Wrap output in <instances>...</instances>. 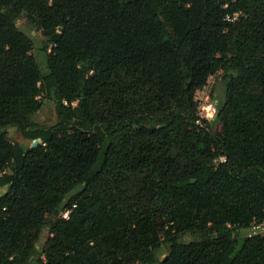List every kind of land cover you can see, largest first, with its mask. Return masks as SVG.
<instances>
[{"label":"trees","instance_id":"1","mask_svg":"<svg viewBox=\"0 0 264 264\" xmlns=\"http://www.w3.org/2000/svg\"><path fill=\"white\" fill-rule=\"evenodd\" d=\"M0 187V264H264V0H0Z\"/></svg>","mask_w":264,"mask_h":264},{"label":"rangeland","instance_id":"2","mask_svg":"<svg viewBox=\"0 0 264 264\" xmlns=\"http://www.w3.org/2000/svg\"><path fill=\"white\" fill-rule=\"evenodd\" d=\"M19 28L23 30L26 34L30 35L34 42V47L32 49V54L34 55L36 61L40 65L41 70L46 69V53L50 49V45H47L44 42L47 40V37L44 36L41 31L36 28L32 23L27 20L25 17H21L18 21ZM44 47H47V50H44ZM226 74H221L215 79L214 82V94L213 97L217 99L219 102L224 98V90H225V80L224 76ZM43 104L39 110H37L33 116V121L42 124H53L56 121V114H55V103L53 99L50 97H42ZM221 128L220 122L215 121L213 123L212 129L215 131H219ZM8 138L12 141H17L21 143L24 147L31 146V141L27 138H24L20 131L15 127L8 128ZM5 187H0V194L5 191ZM64 211L60 213L59 211L55 214L58 216L60 214L64 215ZM247 228H241L239 230L240 235H244L247 233Z\"/></svg>","mask_w":264,"mask_h":264},{"label":"built area","instance_id":"3","mask_svg":"<svg viewBox=\"0 0 264 264\" xmlns=\"http://www.w3.org/2000/svg\"><path fill=\"white\" fill-rule=\"evenodd\" d=\"M239 11L226 13L224 19L227 21H234L238 15ZM221 74V70L208 76L205 83L197 88L193 93V100L196 103V113L198 119L210 122L213 120L217 114V100L213 97V88L215 79ZM75 104V103H74ZM219 160H224V157H219ZM66 211L64 216L67 215ZM254 234L264 235V217L260 220L253 219L248 226L247 235L251 236Z\"/></svg>","mask_w":264,"mask_h":264},{"label":"water","instance_id":"4","mask_svg":"<svg viewBox=\"0 0 264 264\" xmlns=\"http://www.w3.org/2000/svg\"><path fill=\"white\" fill-rule=\"evenodd\" d=\"M58 29H61V27H59ZM224 76H226V75H224ZM38 141H39L38 139H35V140H33L32 144L35 145L38 143ZM58 211H59L58 209H55L54 213L56 214Z\"/></svg>","mask_w":264,"mask_h":264}]
</instances>
